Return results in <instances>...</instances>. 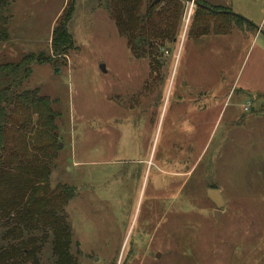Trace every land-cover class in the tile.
Masks as SVG:
<instances>
[{
	"label": "rangeland",
	"instance_id": "obj_1",
	"mask_svg": "<svg viewBox=\"0 0 264 264\" xmlns=\"http://www.w3.org/2000/svg\"><path fill=\"white\" fill-rule=\"evenodd\" d=\"M10 1L0 61L31 52L48 59L66 0ZM208 1L230 5L250 23L195 38L189 1L178 41L163 47L153 71L147 57L127 49L103 0H78L68 23L72 48L33 64L23 83L39 88L60 115L49 179L74 189L65 211L78 264H119L108 236L123 231L124 220L113 212L101 218L100 201L131 177L137 185H130L125 241L135 244L125 264H264V0ZM210 187L224 200L217 216ZM89 190L88 204L82 194ZM142 221L154 241L148 247L130 233ZM44 243L46 263L51 245ZM146 247L158 256L146 257Z\"/></svg>",
	"mask_w": 264,
	"mask_h": 264
},
{
	"label": "trees",
	"instance_id": "obj_2",
	"mask_svg": "<svg viewBox=\"0 0 264 264\" xmlns=\"http://www.w3.org/2000/svg\"><path fill=\"white\" fill-rule=\"evenodd\" d=\"M77 1L66 0L57 17L48 59L31 52L15 61H0V264H78L71 253L72 227L65 211L74 189L61 183L51 186L49 179L56 168L60 115L39 88H22L33 64L63 58L72 48L68 23ZM185 1L153 5L152 0H103L102 6L133 57H147L154 71L163 47L179 39ZM10 4L0 0V45L9 40ZM190 18L192 31H187L195 38L215 33L217 27L227 31L241 21L239 15H224L217 23L218 16L199 5ZM45 241L51 245L46 263L41 259Z\"/></svg>",
	"mask_w": 264,
	"mask_h": 264
},
{
	"label": "flooded vegetation",
	"instance_id": "obj_3",
	"mask_svg": "<svg viewBox=\"0 0 264 264\" xmlns=\"http://www.w3.org/2000/svg\"><path fill=\"white\" fill-rule=\"evenodd\" d=\"M187 2H189V0L185 1V5L187 4ZM194 3H195V6L199 5L202 8L207 9L209 11H212L215 15H217L218 16L217 23H220L222 21V19L224 18V15L237 16V15L231 13L232 12L231 6L227 5L225 3L211 4L208 0H194ZM190 11H191V9H190ZM189 18H190V15H189ZM189 18H188V20H189ZM244 22L245 21L241 17V21L238 24H231V26H240V25H243ZM248 26L252 28V26L250 24H248ZM217 29L222 30L221 27H217ZM223 35H225V34H223ZM149 171H150V167L148 168L147 175H148ZM132 174H133V172H132ZM147 175H146V177H147ZM147 178H146V183H147ZM134 179H135L134 177H131L130 180H132V181L130 183H128L127 188H124V189L121 188L118 184H115L114 189L111 190V191L115 190L114 193L111 192L110 196H109V194L101 193V194L107 195L109 197L108 198L101 197L102 200L101 201L99 200L100 203H103L101 206L102 207L101 218L105 217V214L110 215V213L113 212L116 220L121 219V222H123V220H124L123 231L120 228L119 230H117L118 234H116L114 237L112 235L108 236L109 239L110 238L113 239V245L115 246V250H117L116 252L120 253L119 264H122V263L125 264L126 263V262H122L123 257H124V259L126 258V260H127V257L123 256V254L125 253L126 250H127L126 255L130 254V252L132 253V247H134V244H135L134 243L135 241H133V240H131V242L129 244H128V241L127 242L125 241L126 237H127V233H128L126 231V228L130 227V225L125 224V222L129 220V217H130L132 211L134 210L132 208H133V199H134L133 194L135 195V193H134L135 190L133 192H130L131 183H133L132 185L134 187L137 185L135 183ZM162 180H163V176H161V175L157 176L156 181H155V188L156 189L159 190V189H162L164 187V183L162 182ZM146 183L144 184V186H146ZM82 189L83 188H81V191H79V194H81ZM122 190H123V193H122ZM91 192H92V190L91 191L89 190L87 192L88 194H86V193H85V195H84V193L82 194L83 197L86 198V201L89 200V202H87L88 204L91 201L90 199L93 198V194ZM74 194H75V192H73V197L69 201L73 200L76 197V195H74ZM83 197H82V199H84ZM147 225L148 224H146L145 221L138 222L137 225H134V223H133V225H131L130 233L134 234V236L132 238L133 239L137 238V241L140 243H143V238H144V241H146V245L148 247V245L150 243L152 245L154 241H152L151 236H149L150 230L146 229ZM70 226H71V223H70ZM134 226H136V227H134ZM72 235H73V233H72ZM148 250H149V248H147V251ZM151 253H149V251H148V253L146 254V257L150 258V256H151V257L155 258L158 256V253H155V252H151Z\"/></svg>",
	"mask_w": 264,
	"mask_h": 264
},
{
	"label": "water",
	"instance_id": "obj_4",
	"mask_svg": "<svg viewBox=\"0 0 264 264\" xmlns=\"http://www.w3.org/2000/svg\"><path fill=\"white\" fill-rule=\"evenodd\" d=\"M153 5H156L157 3H159L161 0H152ZM238 16V15H237ZM241 17V16H240ZM242 19L247 22L250 23L248 20H246L245 18L242 17ZM251 25V24H250ZM257 29H259L258 27H256ZM102 67V69L104 70V66L100 65ZM61 144H58V147H60ZM207 198L209 200H211V202L214 204L215 207H217V209L215 210V216H217V214L220 212V209L222 208V206L224 205V200L222 198L221 192L216 189V188H208L207 190Z\"/></svg>",
	"mask_w": 264,
	"mask_h": 264
},
{
	"label": "built area",
	"instance_id": "obj_5",
	"mask_svg": "<svg viewBox=\"0 0 264 264\" xmlns=\"http://www.w3.org/2000/svg\"><path fill=\"white\" fill-rule=\"evenodd\" d=\"M191 1V6L194 4V0H189ZM191 9V8H190ZM189 14H190V10H189ZM189 16V15H188Z\"/></svg>",
	"mask_w": 264,
	"mask_h": 264
}]
</instances>
